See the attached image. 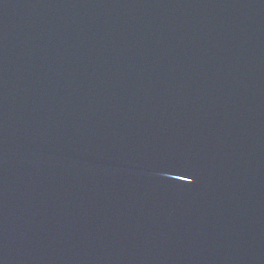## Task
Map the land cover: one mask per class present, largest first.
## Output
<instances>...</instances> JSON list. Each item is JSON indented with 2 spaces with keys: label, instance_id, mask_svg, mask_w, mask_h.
Listing matches in <instances>:
<instances>
[{
  "label": "water",
  "instance_id": "95a60500",
  "mask_svg": "<svg viewBox=\"0 0 264 264\" xmlns=\"http://www.w3.org/2000/svg\"><path fill=\"white\" fill-rule=\"evenodd\" d=\"M0 264H264V0H0Z\"/></svg>",
  "mask_w": 264,
  "mask_h": 264
}]
</instances>
